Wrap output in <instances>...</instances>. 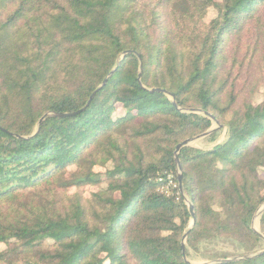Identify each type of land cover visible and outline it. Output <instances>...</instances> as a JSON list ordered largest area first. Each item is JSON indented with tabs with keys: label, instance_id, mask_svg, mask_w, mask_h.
Masks as SVG:
<instances>
[{
	"label": "trees",
	"instance_id": "1",
	"mask_svg": "<svg viewBox=\"0 0 264 264\" xmlns=\"http://www.w3.org/2000/svg\"><path fill=\"white\" fill-rule=\"evenodd\" d=\"M263 202L264 0H0V264H264Z\"/></svg>",
	"mask_w": 264,
	"mask_h": 264
},
{
	"label": "water",
	"instance_id": "2",
	"mask_svg": "<svg viewBox=\"0 0 264 264\" xmlns=\"http://www.w3.org/2000/svg\"><path fill=\"white\" fill-rule=\"evenodd\" d=\"M130 52H133V51H124L122 53V55L120 56V58L117 60L116 64H118L120 62L121 58L125 54L130 53ZM110 73L108 74V76L110 75ZM108 76L102 81V83L99 85V87H101L102 85L105 84L106 80L108 79ZM139 77H140V73L138 74V78ZM97 89L91 94V96L88 99L87 104L89 103V101L91 100L92 96L97 91ZM194 111L201 112V113H203L205 115H208L212 119V121H213V123H214L215 126L212 127L211 129L205 131L202 134H199V135H196L194 137H190V138L184 139L181 143H179V144L176 145V148H175V151H174V160H175V163L177 165V181H178V187H179V190H180L181 194L183 195V200H184L185 204L188 206V210H189V213L191 215V223L189 224L188 228L185 230V232L183 234V237H182V241H181V251H182L183 254H184L185 239H186V236H187V233H188L189 229L191 228V224H192V222L194 220V213H193V205L191 204V202L189 201V199L187 198L186 194L183 192V189H182V180H181L182 179V175H181V172H180V163H179L178 152H179V150H180L181 147L186 146V145H191V143L193 141H195L197 139H200V138H203L206 135H208L211 131H213V130L219 128V127H221V125L218 124L217 120L214 118L213 115H211V114H209L207 112H203L201 110H194ZM47 115H49V114H45L43 117H41L40 120L38 121V123H40V121L42 120V118H44ZM59 115H63L64 116V115H68V113H61ZM263 211H264V202L259 206V208L257 209V211L253 215L252 223H251L252 224V228H253V221H254L255 217H259L260 213L263 212ZM253 229L264 240V237L259 233V231L257 229H255V228H253ZM258 253H261V252H258ZM258 253H254V254H251V255L234 256V257H230V258H226V259H219V260H216V261H208V262L203 263V264H213L215 262L229 261V260H237V259L247 258V257H250V256H255Z\"/></svg>",
	"mask_w": 264,
	"mask_h": 264
},
{
	"label": "rangeland",
	"instance_id": "3",
	"mask_svg": "<svg viewBox=\"0 0 264 264\" xmlns=\"http://www.w3.org/2000/svg\"><path fill=\"white\" fill-rule=\"evenodd\" d=\"M212 15H213V11L209 9V10H208V15L206 16V18L209 19V17H211ZM201 139H202V138L193 141V142L191 143V145H194V146H197V147H208V146H210V144L203 143V142L201 141ZM187 198H188V197H187ZM253 228H255V229L258 230V217H255V219H254V221H253ZM223 247H224V249H225L226 251H229V250H230V248H227V247L224 246V245H223ZM220 248H222V244H218V245H217V249H220ZM191 262H192L193 264H203V263H206V262H208V261H207V260H197V259H193V260H191Z\"/></svg>",
	"mask_w": 264,
	"mask_h": 264
},
{
	"label": "built area",
	"instance_id": "4",
	"mask_svg": "<svg viewBox=\"0 0 264 264\" xmlns=\"http://www.w3.org/2000/svg\"><path fill=\"white\" fill-rule=\"evenodd\" d=\"M169 186L176 187V183L173 181L172 176L170 175L167 177L166 188H168Z\"/></svg>",
	"mask_w": 264,
	"mask_h": 264
}]
</instances>
